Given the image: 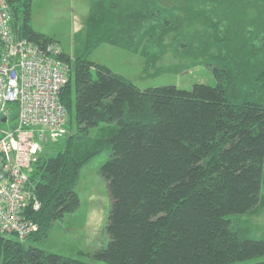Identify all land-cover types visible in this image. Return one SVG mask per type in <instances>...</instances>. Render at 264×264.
Listing matches in <instances>:
<instances>
[{"label": "trees", "instance_id": "1", "mask_svg": "<svg viewBox=\"0 0 264 264\" xmlns=\"http://www.w3.org/2000/svg\"><path fill=\"white\" fill-rule=\"evenodd\" d=\"M32 1L7 0L13 31L41 47L58 44L31 26ZM79 33L83 51L59 56L69 67L63 144L46 155L45 143L29 174L40 206L27 215L39 228L23 240L0 232V264H96L27 240L44 241L79 207L80 170L106 149L109 240L93 257L110 264L264 257V237L250 236L244 224L252 222L242 219L264 212V0H90ZM103 43L147 61L181 45L184 57L211 66L217 83L142 89L89 58Z\"/></svg>", "mask_w": 264, "mask_h": 264}, {"label": "rangeland", "instance_id": "2", "mask_svg": "<svg viewBox=\"0 0 264 264\" xmlns=\"http://www.w3.org/2000/svg\"><path fill=\"white\" fill-rule=\"evenodd\" d=\"M89 5L90 0H33L30 24L34 29L53 37L66 53L74 57L83 51V40L79 32L85 28ZM183 50L184 47L179 45L168 56L147 61L140 52L103 43L92 49L89 58L109 66L142 89L163 84H174L184 89H191L195 83L215 85L217 79L211 66L184 57ZM10 106L15 107L13 103ZM13 109L10 123L14 121ZM10 123L0 122V128H7ZM73 128L74 125L69 130L72 132ZM96 129H92V135ZM51 141L46 142V155L56 154L59 145L63 144L61 138ZM109 156V149L103 150L81 168L75 186L80 197L79 207L57 220L44 241L29 239L28 244L48 251L78 256L96 264H110L91 255L104 247L109 240L106 226L111 197L108 181L101 174V167ZM242 219L252 222L250 226L244 224L250 236L264 237V212L250 217L245 214ZM260 260H264V257L232 264H251Z\"/></svg>", "mask_w": 264, "mask_h": 264}, {"label": "built area", "instance_id": "3", "mask_svg": "<svg viewBox=\"0 0 264 264\" xmlns=\"http://www.w3.org/2000/svg\"><path fill=\"white\" fill-rule=\"evenodd\" d=\"M11 19L7 0H0V122L10 123V104H17L14 121L0 128V232L23 240L39 228L27 215L30 206H40L29 178L32 163L44 143L66 131L60 94L69 67L59 44L41 47L17 37Z\"/></svg>", "mask_w": 264, "mask_h": 264}, {"label": "water", "instance_id": "4", "mask_svg": "<svg viewBox=\"0 0 264 264\" xmlns=\"http://www.w3.org/2000/svg\"><path fill=\"white\" fill-rule=\"evenodd\" d=\"M6 119V116H2L1 120L4 121Z\"/></svg>", "mask_w": 264, "mask_h": 264}]
</instances>
